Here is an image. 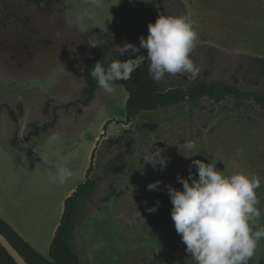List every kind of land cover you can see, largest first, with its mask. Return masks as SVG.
Instances as JSON below:
<instances>
[{
	"label": "rangeland",
	"instance_id": "374dc122",
	"mask_svg": "<svg viewBox=\"0 0 264 264\" xmlns=\"http://www.w3.org/2000/svg\"><path fill=\"white\" fill-rule=\"evenodd\" d=\"M6 1L7 10H0V216L43 256L50 258L65 199L89 168L96 186L78 200L72 233L81 264H195L176 231L167 191L169 185L182 190L177 175L187 178L194 159L218 158L225 175L241 170L258 177L257 225L264 226L262 105L205 98L127 121L123 85L111 95L97 89L88 105L78 102L86 60L137 44L163 11L194 22L191 58L200 72L196 79L166 74L161 89L227 81L264 95V0H161L163 6L103 0L101 9L89 0ZM185 140L195 141L200 153L182 154ZM156 148L167 159L163 169L143 159ZM58 162L74 173L64 185L50 180ZM191 171L198 179L196 168ZM158 180V189L148 190ZM262 260L264 239L248 264Z\"/></svg>",
	"mask_w": 264,
	"mask_h": 264
},
{
	"label": "clouds",
	"instance_id": "9594fccd",
	"mask_svg": "<svg viewBox=\"0 0 264 264\" xmlns=\"http://www.w3.org/2000/svg\"><path fill=\"white\" fill-rule=\"evenodd\" d=\"M89 2L96 9L103 7V0ZM197 38L195 24L189 17L160 14L154 23H149L147 38L141 35L139 46L124 43L115 47L119 56L137 54L135 58L111 60L107 67L98 61L90 75L98 87L110 95L117 91L116 81L131 79L132 73L146 60L149 62L148 74L154 82H159L166 74L196 79L200 69L194 64L191 53ZM142 48L147 50V55L139 54ZM179 151L186 157L200 153L193 140H185L179 145ZM161 152L156 148L145 154V163L165 168L167 159ZM189 152L192 154L187 155ZM39 155L44 163L49 162V155ZM217 159H211L210 163L192 160L189 176L177 175L182 190L168 186L173 205L171 216L186 245V252L195 264H248L255 255L258 242L264 239V226L257 225L261 216L256 193L260 180L241 170L225 175L217 170ZM193 167L197 170L198 179L191 171ZM49 176L53 183L64 185L73 179L74 173L66 164L58 162L55 173ZM160 183L159 180L151 182L147 188L157 190ZM148 211L155 212L156 206L148 208Z\"/></svg>",
	"mask_w": 264,
	"mask_h": 264
},
{
	"label": "trees",
	"instance_id": "16d2710c",
	"mask_svg": "<svg viewBox=\"0 0 264 264\" xmlns=\"http://www.w3.org/2000/svg\"><path fill=\"white\" fill-rule=\"evenodd\" d=\"M31 4H41L48 0H26ZM160 5L163 6L161 0ZM6 0H0V10H7ZM163 15H172L163 11ZM148 32L144 36L147 38ZM140 45V41L135 44ZM139 54L147 55L146 49H141ZM137 54H125L119 56L116 51L111 53H98L88 58L84 65V78L86 86L83 89L78 102L88 105L95 97L99 89L96 80L90 73L94 65L101 61L105 67L111 60H127L135 58ZM149 62L146 60L131 75L127 81H116V85H123L128 92L126 104L127 121H132L136 116L148 110H157L162 107L178 106L189 103L198 106L203 99L214 102H221L225 99H233L237 104H251L256 102L264 107V95L255 92L245 91L238 86L227 81H196L187 87H173L163 90L159 82H154L148 74ZM11 116L15 121L17 118L11 111ZM105 127H108L106 124ZM91 168L88 169L87 178L79 184L72 194L65 199L61 221L55 231L51 244L50 258L43 256L35 247L26 241L8 222L0 216V232H2L21 253L29 264H81L80 257L75 251L72 243V233L74 230L75 214L78 200L92 191L96 186V180L90 178ZM0 264H18L8 251L0 244ZM259 264H264V260Z\"/></svg>",
	"mask_w": 264,
	"mask_h": 264
},
{
	"label": "water",
	"instance_id": "95a60500",
	"mask_svg": "<svg viewBox=\"0 0 264 264\" xmlns=\"http://www.w3.org/2000/svg\"><path fill=\"white\" fill-rule=\"evenodd\" d=\"M0 244L8 251L18 264H29L2 232H0Z\"/></svg>",
	"mask_w": 264,
	"mask_h": 264
}]
</instances>
